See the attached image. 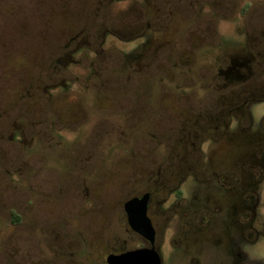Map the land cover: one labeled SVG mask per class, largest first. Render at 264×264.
<instances>
[{"label":"flooded vegetation","instance_id":"af4514ba","mask_svg":"<svg viewBox=\"0 0 264 264\" xmlns=\"http://www.w3.org/2000/svg\"><path fill=\"white\" fill-rule=\"evenodd\" d=\"M92 15L100 17L98 23ZM66 27L50 53L58 54L67 76L50 94H82L83 100H65L76 116L63 113L52 99L46 116H34L33 105L16 115L22 112L31 123L35 152H55L52 166L97 170L98 160L100 166L103 157L117 151L114 141L120 134L128 145L141 138L147 146L162 108L159 96L175 99L167 122L177 125L174 141L156 165L157 188L169 187L168 194L158 200V209L152 188L125 199L122 220L138 241L110 250L103 264H109L110 253L151 246L130 225L124 205L145 193L150 194L148 216L163 264V247L172 240L175 264H264L251 254L264 240V118L256 125L248 109L252 101H264V0H99L86 20ZM72 65L86 71L85 77ZM86 92L93 100L87 101ZM16 116L8 118L7 106L0 110V118H8L0 129V153H5L6 139L14 142L17 134L24 139ZM91 126L102 129L95 143L99 153L87 147L82 153V145L93 138ZM164 128L157 127V137L164 139L160 148L168 145ZM146 154L143 170L149 168ZM79 180L84 184L85 176ZM26 214L11 209L12 225L21 224ZM156 215L163 220L162 236ZM172 218L173 239L167 236ZM171 255L168 251V260Z\"/></svg>","mask_w":264,"mask_h":264},{"label":"rangeland","instance_id":"374dc122","mask_svg":"<svg viewBox=\"0 0 264 264\" xmlns=\"http://www.w3.org/2000/svg\"><path fill=\"white\" fill-rule=\"evenodd\" d=\"M98 2L0 0V9H4L0 12V73L5 74V79L0 80V110L7 106L8 118L31 105L34 116H46L51 99L55 100L52 103L55 102L53 105L57 108L63 107V113L76 116V112L72 113V109L66 107L69 104L65 100H83L82 94L74 90H54L53 95L50 94L53 85L62 83L67 76L58 54L53 56L50 52L55 48L57 37L61 39L66 35L63 28L67 29L70 22L86 20ZM123 6L124 3H119L118 7ZM91 20L98 23L100 17L92 15ZM76 67L72 65L70 69L85 77L86 71H78ZM86 95L87 101L93 100L88 92ZM157 102H161L162 108L158 110L156 126H151L148 145L141 138L128 145V138L120 134L114 141L117 142L115 154L103 157L100 166L98 160V169L89 172L79 171L75 165L70 168L52 166L55 152L49 149L35 152L30 135L31 123L24 119L22 112L16 116L15 126L24 133V139L20 134L15 135L14 142L6 139L5 153H0V264H92L100 261L103 264L110 250L124 243L127 246L137 243L138 238L126 230L122 220L123 202L152 188L154 206L158 209V200L170 189L157 188L159 172L156 165L165 159L164 155L169 153L174 141L171 133L175 132L177 125L167 122L172 119L175 99H161L159 96ZM248 109L255 124H260L264 118V101H252ZM105 110L111 112L110 108ZM8 118H0V129L7 124ZM164 126L168 145L160 148L157 144L164 139L157 135ZM77 127V124L70 123V128ZM12 129L6 130V134ZM101 130L92 129L93 138L82 145V153L85 147L88 150L94 148L95 153H99V146L95 143L100 142ZM106 143L107 140L102 143L103 148ZM145 151L149 161L147 170H143ZM83 175L84 184L79 183ZM15 207L27 213L17 226L12 225L10 219V211ZM106 213L115 215L110 218ZM157 216L155 220L162 236L163 220ZM175 227L172 218L167 229V236L170 235L171 239ZM163 249L165 264H175L173 240ZM168 251L172 253L169 260ZM251 254L253 260H264V240L258 242Z\"/></svg>","mask_w":264,"mask_h":264},{"label":"water","instance_id":"95a60500","mask_svg":"<svg viewBox=\"0 0 264 264\" xmlns=\"http://www.w3.org/2000/svg\"><path fill=\"white\" fill-rule=\"evenodd\" d=\"M150 194L135 196L125 202V210L132 228L145 236L151 246L130 249L121 253H110L107 256L109 264H163L161 253L156 249L155 228L148 216V201Z\"/></svg>","mask_w":264,"mask_h":264}]
</instances>
